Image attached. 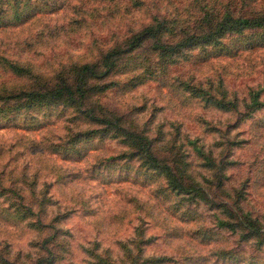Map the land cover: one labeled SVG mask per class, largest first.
I'll return each instance as SVG.
<instances>
[{"label":"rangeland","instance_id":"obj_1","mask_svg":"<svg viewBox=\"0 0 264 264\" xmlns=\"http://www.w3.org/2000/svg\"><path fill=\"white\" fill-rule=\"evenodd\" d=\"M18 1L0 0V56L30 64L51 77L64 64L98 59L115 41L148 24L154 14L178 15L195 25L203 13L197 5L202 0ZM204 2L249 17L264 13V0ZM224 40L222 48H191L174 63L169 60L165 71L130 86L128 80L136 72L138 79L149 74L144 73L147 56L157 60V53L147 48L148 40L132 52L135 61L126 57L125 64L104 79L118 83L98 92L128 118V124L138 123L134 129L146 128L147 123L163 161L186 180V187L196 184L192 175L197 177L201 192L215 204H224L222 208L172 192L164 173L144 166L145 159L133 155L139 146L134 140L130 147L112 131H93L91 137L72 144L78 130L101 125L88 123L84 114L66 103L10 114L2 112L7 103L0 101V171L8 179L0 189L11 190L20 210L30 204L35 212L24 218L0 195V246L10 249L0 253H7L3 256L11 264H93L95 259L84 248L96 251L98 242L97 251L109 250L116 261L124 256L119 240L143 230L145 236L154 237L146 253L176 258L160 264H251V259L264 264V245L254 238L243 239L248 229L236 204L239 198L246 211L264 219V105L251 114L244 111L252 90H260L264 101V27ZM26 78L0 64V83ZM186 83L202 91L194 93ZM207 90L239 100L242 112L211 104ZM196 138L218 162L228 160L229 177H223L222 184L217 168L209 170L207 160L189 141ZM11 180L24 185V201L16 199L18 186ZM218 217L240 222V231L221 226ZM259 227L264 234V226ZM18 251L23 253L20 257ZM27 252L34 256H26Z\"/></svg>","mask_w":264,"mask_h":264},{"label":"trees","instance_id":"obj_2","mask_svg":"<svg viewBox=\"0 0 264 264\" xmlns=\"http://www.w3.org/2000/svg\"><path fill=\"white\" fill-rule=\"evenodd\" d=\"M203 1V2H202ZM198 2V6H201L203 13L195 25L185 23L184 19L175 15L173 17H166V15L154 14L152 20L134 32L132 35L124 38L123 41H115L110 47H107L102 51V55L93 61L86 62H71L62 65L57 74L53 77L46 73L36 71L32 65L19 60L9 59L6 55L0 56V64L2 67L10 70L17 76L27 77L25 80L17 81L14 84H7L5 82L0 83V101L7 103V108L2 112L10 113L19 109H30L37 106L66 103L77 109L80 114H84L88 123L100 124V128H92L85 130H78L72 136V144L77 143L81 138L91 137L92 132H113L116 136L124 137L123 140L130 147L129 141L138 142V149L133 150V155H138L145 159L144 166L158 170L167 176L168 188L172 192L178 194V196L187 199L188 201L202 200L207 202L211 208H222L224 204H215V202L207 196L206 193L201 192V183L197 177L194 178L195 185L186 187L184 181L180 178L176 172L173 171L172 166L163 159L156 152L154 145V134L148 133L147 123H144V127L141 130L134 129L138 123L131 121L128 124V118H124L122 114H118L117 111L112 109L108 104L103 101V95L99 94L112 85L118 83L117 80L105 81L112 72L120 65H124V59L131 57L130 61L135 59L131 56L134 50L140 49L144 46L145 42L150 40L151 44L149 49L157 53V60L152 61L149 56L146 57L147 64H144L146 74L141 79H138V72L131 76L130 86L141 84L146 78L153 77L159 74L161 71H165L170 62L174 63L180 55H185L188 50L196 46H216L222 48L226 45L224 38L236 33H242L251 28L264 27V13L255 15L252 17L245 16L243 14H236L232 8H226L223 10L214 9L204 0ZM20 2V0L18 1ZM201 11V10H200ZM136 77V78H134ZM127 82V83H128ZM23 83L21 86H16ZM190 87L189 83L185 84ZM190 90L194 93L196 91H202L199 87H190ZM207 99L211 101V104L220 107L227 111H240L239 100L227 99L226 92L223 95L215 96L210 90ZM90 104L91 106H89ZM264 101L261 100L260 90H252L251 94L244 106L246 107L245 113H253L254 111L262 108ZM134 120V119H133ZM136 125V126H134ZM149 129V128H148ZM150 131V130H149ZM194 148L207 160L206 165L208 169L213 171L217 168L220 174V184L223 183V177L228 178L227 168L229 167L228 160L223 159L218 162L216 156L212 153L208 154L204 150L205 144H199L198 139L189 140ZM159 142V141H158ZM159 144V143H158ZM131 155V154H130ZM128 155V156H130ZM233 162V161H230ZM188 173V168L183 167ZM208 179L207 176H204ZM7 178L3 176V171H0V183L7 182ZM24 181V180H23ZM27 183L26 181H24ZM11 184H16L17 197L23 200L24 198V185L15 180H11ZM10 189L3 187L0 189V195L7 197L9 206L14 213H21L22 217L28 218L34 215V208L28 204L27 210H20L21 205L14 202V194H10ZM14 191V190H13ZM24 201V200H23ZM238 208L242 210L245 217L242 219V223L246 225L247 231L243 234V239H257L259 245H264V234L261 231V227L257 228V225L264 226V219L260 216H254L250 211H246L241 205L239 198L236 202ZM44 208H42L43 211ZM26 220V219H25ZM221 226L230 228L233 231H240V222L229 220L225 217H218ZM31 225H35V222H29ZM245 227V228H246ZM137 229H139L137 227ZM138 236V237H137ZM153 236H145L143 230H139L138 235H134L129 240H119V244H123V254L119 260L120 264H160L170 261H175L172 255L168 254H148L146 253V246L151 243ZM8 248L3 245L0 246V251ZM96 251L90 252L89 248H84L91 259H95L93 264H116L115 259L112 257L109 250L104 253H100V243L96 242ZM10 249L8 248V251ZM95 250V249H94ZM87 252V251H86ZM92 253V254H91ZM94 253V254H93ZM228 253V251L226 252ZM7 253H0V264H11V259L6 255ZM18 256L22 255L21 251H18ZM26 256H34L31 252H27ZM16 259V258H15ZM55 257L50 258V262L54 261ZM251 264L255 262L250 260ZM254 262V263H253ZM118 263V262H117ZM256 264V263H255Z\"/></svg>","mask_w":264,"mask_h":264}]
</instances>
